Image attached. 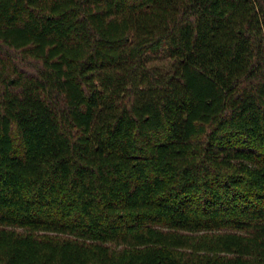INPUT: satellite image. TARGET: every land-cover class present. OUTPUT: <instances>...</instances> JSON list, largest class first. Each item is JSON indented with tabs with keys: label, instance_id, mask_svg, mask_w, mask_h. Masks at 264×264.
<instances>
[{
	"label": "trees",
	"instance_id": "16d2710c",
	"mask_svg": "<svg viewBox=\"0 0 264 264\" xmlns=\"http://www.w3.org/2000/svg\"><path fill=\"white\" fill-rule=\"evenodd\" d=\"M0 264H264V0H0Z\"/></svg>",
	"mask_w": 264,
	"mask_h": 264
},
{
	"label": "rangeland",
	"instance_id": "374dc122",
	"mask_svg": "<svg viewBox=\"0 0 264 264\" xmlns=\"http://www.w3.org/2000/svg\"><path fill=\"white\" fill-rule=\"evenodd\" d=\"M167 63L168 62L166 60H149L148 62L149 65H158L162 67H165Z\"/></svg>",
	"mask_w": 264,
	"mask_h": 264
}]
</instances>
